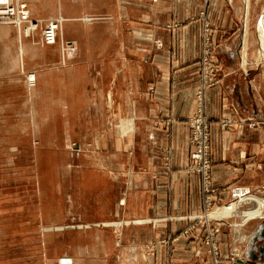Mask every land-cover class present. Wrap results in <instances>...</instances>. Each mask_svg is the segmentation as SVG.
Returning <instances> with one entry per match:
<instances>
[{
    "label": "crops",
    "instance_id": "0c3cea01",
    "mask_svg": "<svg viewBox=\"0 0 264 264\" xmlns=\"http://www.w3.org/2000/svg\"><path fill=\"white\" fill-rule=\"evenodd\" d=\"M23 1L32 17L61 18L58 39L43 44L39 28L23 36L13 25L0 23V88L13 90L0 92V105L13 103L30 118L13 128H47L51 122L46 119L61 114V145L75 143L79 154H85L80 151L87 144L103 150L95 154L98 159L71 168L93 194L90 205L78 207L101 210L91 220L111 230L112 245L87 255L91 262L211 264L192 244L194 236L179 233L184 224L164 220L200 210L199 180L182 169L187 161L185 119L195 112L198 25L166 24L193 17L201 0ZM257 5L249 0L245 12L242 0H209L207 8L222 75L220 86L207 92V114L216 117L231 107L238 118L260 122L256 128L210 126L213 184L225 188L221 197L226 199L233 185L248 187L237 207L229 203L241 227L255 217L244 215L257 206V195L264 197V8ZM62 42L74 50L62 51ZM27 74H33L31 84ZM37 113L46 118L44 125L37 124ZM84 113L105 117L96 119L86 140L71 139L72 114H79L80 122ZM247 202L253 205L240 210ZM79 220L89 221L82 215ZM260 227L261 222L247 232L252 240ZM234 248L235 260L256 255L250 251L244 258L242 245ZM56 257L57 264H81L79 256Z\"/></svg>",
    "mask_w": 264,
    "mask_h": 264
},
{
    "label": "rangeland",
    "instance_id": "374dc122",
    "mask_svg": "<svg viewBox=\"0 0 264 264\" xmlns=\"http://www.w3.org/2000/svg\"><path fill=\"white\" fill-rule=\"evenodd\" d=\"M257 2L259 9L262 6L264 8V0ZM208 5L209 0H201V6L197 8L193 17L182 23L166 24L167 28L189 22L198 25L195 112L185 119L187 161L182 169L187 176L193 175L199 180L201 204L198 212L169 215L164 220L184 224L179 233L194 236L191 237L194 238L191 240L192 244L197 250L204 251L211 264H225L235 260L234 247L238 243L244 249V258L250 251L257 256L260 254L258 251L264 244L261 233L258 232L257 240H252L247 232L253 230L262 219H254L243 224L239 236L235 231V226L241 219L239 215L220 221L209 217L216 208L233 203L236 200L234 190L243 187L233 185L229 187L230 189L227 188L228 197L225 199L221 197V192H224L225 188L220 189L213 184L210 126L211 123H216L221 128L230 130L237 125L245 124L249 128H256L260 122L251 118L247 120L238 118L231 107H222L216 117L207 114V92L217 89L222 81L214 54L215 27L207 15ZM28 7L23 0H9L0 12L12 9L13 13L0 20V23L13 25L18 31L21 30L23 36H28L39 28L40 40L47 44L44 40L45 30L51 21L55 23L58 21L50 19L42 21L32 17ZM22 10L25 15H22ZM86 19L91 18L84 20ZM260 19L261 23H264V18ZM60 25L58 22L54 42L58 39ZM61 48L64 52L74 50V46L68 42H62ZM30 75H26L29 84L33 82ZM2 91L13 92L10 88H0V92ZM198 103L203 105L201 109H197ZM0 108L6 109L0 112V264H57L56 256L60 253L79 256L81 264H95L87 255L93 251H101L100 248L108 249L112 245L111 230L101 227L106 225L104 222L91 220L98 216L101 210L78 207L80 203L90 205L93 194L88 187L85 188L79 183L83 178L75 171L72 172L71 168L84 164L86 160L98 159L95 154L103 150L87 144L80 151L85 154H79L75 152L78 149L77 144L72 143L69 147L61 145L63 133L58 126L62 121L61 114H52L51 118L46 119L43 113H37L35 115L37 124L44 125L45 119L49 120L48 124L51 122L47 128H13L16 124H28L30 118L26 113L17 112L18 107L13 103L0 105ZM72 115L71 128L68 132L71 139L78 138L79 141L86 140L93 125L97 123L96 119L101 121L102 116L105 117L103 114L97 116L84 113L80 114L83 119L79 122L77 120L79 114ZM81 122L82 127H77ZM193 123H196V127ZM205 148L208 150L204 157L200 159L193 157L198 156L196 151L203 153ZM205 169L208 171L206 176ZM257 196L261 197L260 194ZM251 205L253 202H247L239 209ZM81 215L82 219L89 221L80 222ZM90 221L94 223H86ZM47 226H54V229L49 232L45 230ZM176 238L177 236H174L172 240ZM171 241L161 240L160 243L166 244ZM149 254L155 253L151 250ZM262 259L264 260V256ZM99 261V264H106L102 259ZM116 264L122 262L117 261Z\"/></svg>",
    "mask_w": 264,
    "mask_h": 264
},
{
    "label": "bare ground",
    "instance_id": "6f19581e",
    "mask_svg": "<svg viewBox=\"0 0 264 264\" xmlns=\"http://www.w3.org/2000/svg\"><path fill=\"white\" fill-rule=\"evenodd\" d=\"M208 2V1H207ZM242 2H243V6H244V8H245V12H249L248 11V8H249V0H242ZM252 4V3H251ZM251 7V6H250ZM263 15V14H262ZM261 15V16H262ZM260 17V16H259ZM85 19V18H84ZM258 19V18H257ZM8 20V19H7ZM50 20H57L58 22H60L61 21V18L60 17H53V18H50ZM87 20V19H86ZM248 21V20H247ZM257 21V20H256ZM261 21V20H260ZM258 22V21H257ZM256 22V23H257ZM249 27V26H248ZM247 27V28H248ZM20 30V29H19ZM21 31V30H20ZM253 33V32H252ZM253 35V34H252ZM248 37H249V35H248ZM255 38V37H254ZM247 39V38H246ZM255 44H256V41H255ZM261 45V44H260ZM240 46V45H239ZM68 51V50H67ZM259 52V51H258ZM246 52H245V49L243 48V50H242V54L244 55ZM247 55V54H246ZM238 58V57H237ZM260 59V58H259ZM262 65V64H261ZM241 73H242V71H241ZM30 78H32V81L34 80V78H33V74H31L30 75ZM251 118V117H250ZM208 120V119H207ZM255 122V121H254ZM239 123V122H238ZM209 125V124H208ZM255 125H256V123H255ZM120 131V130H119ZM120 133V132H119ZM14 154V153H13ZM190 172V171H189ZM247 191H248V187H241V188H238V189H236V190H234V193H235V196H234V198L236 199V200H234V202H233V204H234V206L235 207H237V205L241 202V201H243L244 199H242V198H245L246 196H247ZM257 201H258V203H257V206L254 208V209H252L251 210V212L250 213H246L244 216H246V217H249L250 215L253 217V215H255V217L254 218H252L253 220L254 219H262V218H264V197H260V200L259 199H257ZM234 215V213H233V205H229L228 204V206H225L224 207V209H222V208H216L213 212H211L210 214H209V217H213V218H216V220L218 219L219 221H220V219H223V218H228V217H234L233 216ZM247 220V219H246ZM224 222H225V220H224ZM261 222V221H260ZM221 224V223H220ZM225 225V224H224ZM227 225V224H226ZM230 225V224H229ZM241 224H236V226H235V231H236V233H237V235H239L240 234V229H242L241 228V226H240ZM234 230V229H233ZM255 230V229H254ZM260 232V231H259ZM239 236H241V235H239ZM249 238V237H248ZM251 238V237H250ZM228 257V256H227ZM233 262V261H232Z\"/></svg>",
    "mask_w": 264,
    "mask_h": 264
},
{
    "label": "built area",
    "instance_id": "2783aa9c",
    "mask_svg": "<svg viewBox=\"0 0 264 264\" xmlns=\"http://www.w3.org/2000/svg\"><path fill=\"white\" fill-rule=\"evenodd\" d=\"M8 1L9 0H0V9H3L4 6H6V4L8 3ZM21 12L23 13L22 15H25L24 10H22ZM12 13H13V10L12 9L6 10L5 12H3V11L0 12V20H2L4 17H9V15H11ZM24 18H26V16ZM57 25H58V22L55 23V22L51 21L49 23V26H48L47 30H45L44 40H45V42L47 44H50V43L54 42V39H55V30L57 28ZM69 48H70V46H69ZM70 49H72V48H70ZM202 106H203L202 104L198 103L197 109H201ZM193 126L196 127V123H193ZM207 150H208V148H205L203 153L202 152H199V151H196L195 153H197L198 156L194 155L193 157H198L197 159H200L201 157H204L205 156V152H207ZM206 174L208 175V171L206 172V169H205L204 170V175L206 176ZM232 261H234V260H232Z\"/></svg>",
    "mask_w": 264,
    "mask_h": 264
},
{
    "label": "water",
    "instance_id": "95a60500",
    "mask_svg": "<svg viewBox=\"0 0 264 264\" xmlns=\"http://www.w3.org/2000/svg\"><path fill=\"white\" fill-rule=\"evenodd\" d=\"M260 233L261 237L264 239V218L261 220V227H260ZM260 256L253 255L252 259L249 260H242V259H236L233 262L226 263V264H264V260L262 257L264 256V244L260 248Z\"/></svg>",
    "mask_w": 264,
    "mask_h": 264
}]
</instances>
